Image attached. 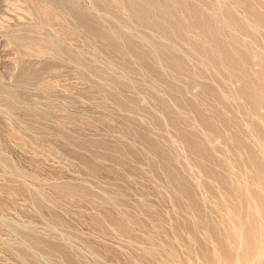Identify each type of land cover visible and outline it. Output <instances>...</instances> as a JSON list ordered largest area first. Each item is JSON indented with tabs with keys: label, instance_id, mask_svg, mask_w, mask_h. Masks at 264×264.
I'll list each match as a JSON object with an SVG mask.
<instances>
[{
	"label": "rangeland",
	"instance_id": "rangeland-1",
	"mask_svg": "<svg viewBox=\"0 0 264 264\" xmlns=\"http://www.w3.org/2000/svg\"><path fill=\"white\" fill-rule=\"evenodd\" d=\"M0 264H264V0H0Z\"/></svg>",
	"mask_w": 264,
	"mask_h": 264
},
{
	"label": "bare ground",
	"instance_id": "bare-ground-1",
	"mask_svg": "<svg viewBox=\"0 0 264 264\" xmlns=\"http://www.w3.org/2000/svg\"><path fill=\"white\" fill-rule=\"evenodd\" d=\"M258 201V200H257ZM259 202V201H258ZM262 203V202H261ZM250 225V224H249ZM249 232V231H248ZM254 232V231H253ZM251 233V232H250ZM255 233V232H254ZM244 237V236H243ZM244 239V238H243ZM246 242V241H245ZM247 244V243H246ZM249 247V246H248ZM252 252V251H251Z\"/></svg>",
	"mask_w": 264,
	"mask_h": 264
}]
</instances>
